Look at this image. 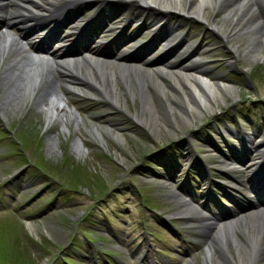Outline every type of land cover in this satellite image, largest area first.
Wrapping results in <instances>:
<instances>
[{
    "label": "rangeland",
    "instance_id": "374dc122",
    "mask_svg": "<svg viewBox=\"0 0 264 264\" xmlns=\"http://www.w3.org/2000/svg\"><path fill=\"white\" fill-rule=\"evenodd\" d=\"M259 2L252 1L251 6L246 5L242 10L241 14H249L247 19L240 15L244 24L232 25L228 18L222 19L228 12L223 3L205 6L204 19H186L173 13L167 16L171 25H178L177 30L185 33L186 39L199 43L207 57L206 62L196 63L207 71L197 73L237 88L235 98L221 92L224 102L218 99L211 109L203 107L200 113L190 112L188 120L175 114L185 110L181 102L172 101L173 110L169 112V95L166 98L158 95L163 108L161 123L153 125L146 113L145 119L141 118L137 91L130 93L116 81L119 106L80 85H75L79 90L68 91L64 95L67 106L75 110L79 123L75 124L72 115L66 112L65 128L60 120L49 117L44 106L35 105L38 94L19 91L16 95L13 88L0 85V129L4 131L0 130V244L10 241L16 232L31 246L34 254L30 260L34 264H68L66 256H74V264H212L214 258L223 264H240L231 242L227 243V256L218 254L209 235L212 226L203 217L228 212L226 215L235 219L241 214L235 213L249 205L246 200L258 201L257 197L245 198L240 187L249 183L250 171L246 165L256 155L253 140L259 138L264 143V57L253 55L258 45L264 47L261 43L264 0ZM92 5L84 1L72 7L74 11H84ZM72 9L63 21L73 13ZM110 12L104 8L101 14L106 16ZM89 13L93 14L92 9ZM144 18L146 22L151 19L148 14ZM250 18L257 19L253 27L258 44L253 48L243 27ZM210 19L215 22L214 27L207 23ZM105 21L98 35L119 31V22L105 25ZM129 22L124 25L121 38L124 32L132 31L130 42L146 40L147 34L139 30L135 21ZM61 24L38 40L36 47L56 43L58 35L64 32ZM22 29L17 25L10 31L21 38L35 31ZM226 31L229 33L224 37ZM78 41L81 40L70 41L66 49H81L75 44ZM98 42L91 41L90 45ZM128 44L131 43L104 51L127 53L132 56L130 63L140 65L145 57H153L159 50L149 44L140 52L146 43L139 46L144 45L141 49L137 46L133 50ZM172 53L169 58L179 54L175 50ZM1 57L0 73L17 53L7 46ZM185 60L189 61L188 57ZM154 75L171 89L169 93H177L168 77L156 71ZM94 128L100 131L99 136L94 134ZM240 130L244 133L241 140L246 141L244 147L250 149L242 157L238 154L239 140L234 137ZM206 134L215 138L216 146L208 142ZM77 139L81 144L79 149L72 146ZM146 154L152 155L149 158ZM233 157L239 163L230 170L224 165ZM26 159L29 162L23 163ZM221 167L234 177L232 184L238 185V190L216 180L222 176ZM260 170L263 173L264 166L258 168L257 174ZM140 184L144 186L142 193L147 195L142 201L153 202L152 209L142 203L137 206L140 196L136 185ZM125 201L128 203L124 204ZM87 207L89 212L81 218ZM101 208L109 210L111 217L102 216ZM114 209L121 210L120 215H114ZM92 220L98 221L96 227ZM148 220H154L155 226L146 227L144 222ZM239 236L244 238L242 233ZM207 249L210 256L206 255ZM15 251H18L16 247ZM24 252L30 253L21 248L20 253Z\"/></svg>",
    "mask_w": 264,
    "mask_h": 264
},
{
    "label": "bare ground",
    "instance_id": "6f19581e",
    "mask_svg": "<svg viewBox=\"0 0 264 264\" xmlns=\"http://www.w3.org/2000/svg\"><path fill=\"white\" fill-rule=\"evenodd\" d=\"M84 1L93 2V14L90 19L86 20L85 27L78 28L75 33L66 31L59 34L56 43L52 45L34 47L39 42L38 40L41 41L49 31L55 30L56 26L62 22L65 13ZM252 1L263 2V0H0V20L2 21L0 26V57L7 46L13 48L14 52L17 53V57L8 63L0 73V85H8L13 88L16 95L19 94V91L24 94L25 92L31 95L38 94L35 105L44 106L49 113V117L60 120L63 127H65L64 122L67 113L72 115V121L75 124L79 123L75 110H69L67 106L65 100L67 95L65 94L68 91L79 90L75 85H80L89 88L92 93L101 94L103 98L105 97V101L113 102L119 106L117 103V92L119 90L116 81L121 82L130 93L137 91L141 118L145 119L146 113L148 120L153 121V125L157 126L158 121L161 123L160 111L163 108L158 95L161 97L166 94L169 95L167 98L169 112L173 110L172 101L181 102L185 110L175 114L179 118L188 120L190 112L197 114L201 112L200 109L203 107L207 109L214 107L216 100L223 101L221 92L228 94L231 99L235 98L237 88L235 89L225 82H217L206 76L197 75L196 72H200L202 69H199L194 62H187L181 56L174 60L168 58L170 56L168 53L164 57L156 53L153 57L145 58L140 65H137L127 61L132 57L128 56L127 53L103 52L101 48L90 45H87L85 49H73L74 51H68L66 47L70 44L71 39L88 35L87 25L100 22L102 17H99L98 14H101L104 7L113 4L120 6L118 18L122 24L128 19H135L132 16L133 12L134 15L137 14V17L148 14L152 20L150 25L152 34L161 32L169 34L170 29L177 26L168 22L167 16L170 13L186 19H204L203 9L205 6L210 7L213 3H223L228 7V12L222 19L228 18L227 20L232 25H237L239 22L244 24L245 22L243 23V18L240 15L245 19L248 18V12L245 11V15L241 13L246 5L251 6ZM129 16L132 17L129 18ZM206 21L213 27L215 26L212 19ZM256 21L252 18L245 26L242 25L245 30L244 33H249V42L252 48L258 44L257 39L255 41L253 27ZM15 25L24 28L22 30L29 28V30L35 31L27 37L21 38L10 31L11 27L13 28ZM228 33L227 31L223 32V36L226 37ZM177 35H179V39L185 37L184 32H179ZM261 43H264V38ZM190 44H194V47L199 45L197 41ZM258 48L259 45L253 51V55L264 57V53L261 52L264 47ZM143 51L140 50V52ZM7 71L9 72L6 74ZM155 71L170 79L171 84L177 90L178 96H174L177 93H174V95L173 92L169 93L171 89L168 90L160 77L154 75ZM93 131L97 136L101 134L97 128H94ZM51 145L55 146V143H51ZM72 146L79 149L81 144L77 139ZM253 148L257 150L256 155L253 157V161L246 165L251 172L250 177L257 174L260 166H264L263 142L258 143ZM262 199L264 200V197ZM248 203L249 205L246 206L247 208L245 207V210L242 211L241 209L240 212L235 213L237 216L241 213L235 219L232 216V219L230 216L228 217L226 215L228 212L224 215L220 214V216L211 213L203 218L207 219L210 226H212L213 230L209 232V235L211 234V243L217 248L218 254L221 252L224 256H227L229 254L227 243L231 242L240 264L241 262L245 264H264V201L263 204L252 201ZM246 216H248V220ZM239 233H242L244 238H241ZM206 255L210 256L209 249H207ZM212 264H223V262L214 258Z\"/></svg>",
    "mask_w": 264,
    "mask_h": 264
},
{
    "label": "trees",
    "instance_id": "16d2710c",
    "mask_svg": "<svg viewBox=\"0 0 264 264\" xmlns=\"http://www.w3.org/2000/svg\"><path fill=\"white\" fill-rule=\"evenodd\" d=\"M71 165V164H70ZM142 188H144V186H142ZM146 206L148 208H151V205L146 203ZM89 212V207L86 208L85 212ZM104 214L109 215L107 210H103ZM86 213H84L83 215H85ZM93 222V220H92ZM147 226H151V222L149 223L148 221H146ZM85 230V228H83ZM90 231H92L90 228H88ZM87 229V230H88ZM11 239L10 241L7 240V242H5V244H0V260L1 262L6 261L8 264H21V263H25V264H34V262H31V258L33 257L34 252L31 249V246H29V244L27 242L24 243L22 236L18 235L16 232L12 233L11 235ZM87 237V236H86ZM30 240V239H29ZM90 240V239H89ZM31 243H34L32 240H30ZM18 243V244H17ZM18 249V251H15V247ZM21 248H26L28 250V252L30 253H25L22 254L20 253V249ZM31 257V258H30ZM53 257H51L50 260H52ZM65 260L68 264H74V256H66ZM0 262V264H1ZM10 262V263H9Z\"/></svg>",
    "mask_w": 264,
    "mask_h": 264
}]
</instances>
